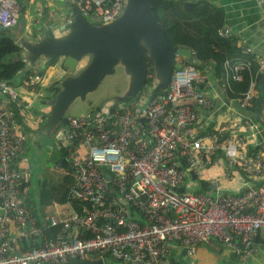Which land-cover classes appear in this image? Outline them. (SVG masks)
<instances>
[{"label":"built area","instance_id":"1","mask_svg":"<svg viewBox=\"0 0 264 264\" xmlns=\"http://www.w3.org/2000/svg\"><path fill=\"white\" fill-rule=\"evenodd\" d=\"M67 1L93 24L113 21L126 2ZM254 1L264 7V0ZM17 12L15 0H0V27L14 28ZM239 41L240 57L223 62L222 91L250 68L246 56L254 51ZM174 58L178 66L165 94L151 98L142 88L134 101L119 103L111 112L104 107L69 118L66 128L53 133L65 149L66 167L53 162L51 169L72 177L68 200L81 209L67 218L50 216L49 225L60 230L40 244L41 230L26 203L31 171L26 159L15 163L27 136L13 104L29 123L33 103L45 98V81L35 73L19 78L20 89L31 97L0 78V264H69L105 254L120 264H163L173 245L189 256L205 245L216 252L228 247L241 262L252 257L255 237L264 229V118L255 122L235 113L238 121L223 120L216 130L199 131L196 106L214 108L204 91L209 80L194 67L193 57L188 64L181 55ZM256 61L264 72V55ZM253 89L250 82L237 98L240 107L249 104ZM220 153L221 183L214 176L209 192L195 190L201 171ZM239 174L244 178L238 180Z\"/></svg>","mask_w":264,"mask_h":264},{"label":"water","instance_id":"2","mask_svg":"<svg viewBox=\"0 0 264 264\" xmlns=\"http://www.w3.org/2000/svg\"><path fill=\"white\" fill-rule=\"evenodd\" d=\"M65 3L71 8L72 20L59 25L58 34L45 22L43 36L39 39L31 40L26 36L19 38V45L23 49L21 58L25 62L24 70L37 64L41 68L47 67L60 58L66 70V74L54 85L58 88L57 93L47 102L50 106L49 114L35 132V140L49 145L53 142L52 135L56 129L68 121L65 111L69 103L77 97L84 99L87 93L98 87L105 76L115 71L117 65L124 67L129 81L124 93L115 96L110 112L119 103L134 101L146 84L148 65L144 59V51L153 69L152 82L156 81L151 98L166 93L172 69L178 66L174 54L185 57L188 62L193 57L190 49L175 47L168 42L149 0H126L121 14L106 24L88 22L71 2ZM185 6L192 9L194 2L186 1ZM224 31L231 34L225 27ZM83 57L88 58L87 63L75 72L77 63ZM37 74L41 75V70ZM59 163L65 166V158H61ZM191 175L192 178L195 177L192 173ZM182 189L183 187L179 188ZM69 264L104 262L99 257L73 259Z\"/></svg>","mask_w":264,"mask_h":264},{"label":"trees","instance_id":"3","mask_svg":"<svg viewBox=\"0 0 264 264\" xmlns=\"http://www.w3.org/2000/svg\"><path fill=\"white\" fill-rule=\"evenodd\" d=\"M15 1L20 5V1L22 0ZM149 1L156 19L163 27V32L168 42L175 47L190 49L193 53L194 67L203 74L205 78L218 85L223 73V62L226 59H236L240 57L237 45L239 41L238 37L234 34L223 32L225 26V12L223 9L205 0L196 1L192 9L186 8V0ZM12 29L13 28L0 27V78L11 83L15 81L17 75L37 74L39 69L37 66L34 70L33 67L29 70H24L25 62L21 58L23 49L15 37H13ZM246 57L251 62L249 70L246 71L244 69L242 71L243 77L241 81L231 83V91L225 93V99L223 101L221 100V102H235V109L238 115L259 122L261 117L264 118V72L258 71V63L253 54L247 55ZM144 59L148 65V71L146 84L143 89H148L149 84H151L153 80V69L145 51ZM184 62L187 64L189 63L187 60ZM53 64H55V62L50 63L47 67L41 68L42 77L46 76L45 71ZM61 68L64 69L62 64ZM251 77L255 80L252 98L247 106L240 107L237 98L248 90ZM59 80L58 78L53 83L42 87L44 91L46 87L50 90L48 94L49 98L54 97L57 93L58 88L54 87V85ZM39 88L40 87L37 86V89ZM42 101L44 100L42 99ZM13 109L15 111L16 122L25 132L26 127L24 124H26V122L23 121L24 116L21 108L14 103ZM42 117L43 121L45 117L44 115H42ZM236 120L238 121V118H236ZM248 142L251 143V140ZM60 148L61 156L65 157V149L61 146ZM257 148L258 147L251 149L255 150ZM219 156L220 154H217L214 157L216 158ZM48 171L49 173H46L45 177L43 174V179L39 184L38 195L35 199L37 204L35 207L37 209H39L38 207L47 206L52 203V201L58 203L68 202V191L71 186L72 177L68 174L59 173L54 169H49ZM195 190L207 193L211 188L207 181L201 180ZM70 203H72L76 210L78 209L79 211L81 209V204L76 202ZM32 214L37 218L36 210L33 211ZM58 228V225L50 226L44 231V234L47 237H52L57 232ZM257 238L258 234L255 237V241ZM255 241L253 245H255ZM173 252L170 253L168 259L163 261V264H178L173 258ZM103 259L105 260V264H112V258L108 254L104 255Z\"/></svg>","mask_w":264,"mask_h":264},{"label":"crops","instance_id":"4","mask_svg":"<svg viewBox=\"0 0 264 264\" xmlns=\"http://www.w3.org/2000/svg\"><path fill=\"white\" fill-rule=\"evenodd\" d=\"M66 1L67 0H38V1L29 0V3L32 4L36 2V4L38 5V9H37L38 12L34 19V23L36 26L35 28L31 27V22H30L31 16L28 15L26 12V15H25L26 19L23 21V26L17 25L18 24L17 23L12 29L13 37H15L18 43H19V38L23 36H26L31 40H34V39L37 40L39 39V37L43 36L42 35L43 24H45V22L46 24H49L50 26H52L53 32L55 34H58L59 29L57 27L59 25L65 24L71 13V8L65 3ZM186 1H191L195 3L198 0H186ZM205 1H208L214 4L215 6L223 9V11L225 12V26L224 27L227 30L231 31V34H234L236 37H238V39H243L246 46H249L252 48V50L254 51L255 59L258 56L264 55V7L258 6L254 0H205ZM49 3L52 4L50 8V12L52 8L53 10L51 12L50 18H47V16H45L46 7L44 6L48 5ZM60 4L65 6V8H62ZM42 6L44 8H42ZM54 11H57V12H54ZM237 45H239V51L241 52V49H240L242 46L241 41H238ZM37 66L39 67L38 71H40L41 67L38 64L33 67L36 68ZM48 70H46L45 72H47ZM78 70L79 69L75 70V72H77ZM50 73L51 72H49V74ZM50 76L51 75L46 74V76L44 77L45 86L47 85V82L50 79ZM242 76H243V73H242ZM20 77L21 76L17 75L15 81L12 84L19 90L20 94L32 97L31 93H25V91L20 89L19 83H18ZM210 82H213V81L209 80V82L206 84L207 85L206 88L210 90L209 92H207V94L210 96L212 100L214 99L213 101L214 108L206 109L200 106H196V109L199 113V120L197 122V128H199V131L216 130L221 127V122L223 120H227V119L235 120L237 118V116L235 115V113L237 114V110L235 109L236 108L235 102L221 103V100L223 101L225 99V93L230 92L231 88H227L225 91H222L220 89L219 83L217 85L215 82H213L212 84ZM232 82L233 81L230 82V85ZM250 82H253L255 84L254 78L251 77ZM49 99L50 98L46 94V97L43 99L44 101L42 100L40 101L41 103L46 102V105H48L46 108H44L46 111L47 110L50 111V106L47 103ZM36 103L38 102H35V106H36ZM48 114L43 113L45 119L48 116ZM32 138L34 140L35 135ZM52 140H53V143H51L50 145L49 144L46 145V151L50 153H52L51 150L53 149L51 148L53 147V145L57 144L53 135H52ZM38 144H39V147H36V148H40V146L42 147L41 142L38 141ZM29 149L30 148L28 147V138H27L25 151L23 154H21L18 157V159L15 162L17 165H22L21 164L22 161L26 159V164L28 167V161H30L29 156H28ZM61 158L63 157L60 154L59 159ZM32 160L34 161L36 165L38 164V159L37 160L32 159ZM212 160H216V161L212 162L211 164H208L206 168L209 169V171H211L212 173L211 178L215 176L219 179L218 183H221V174H220L221 173V157L219 156ZM53 162L55 161H52L51 163ZM42 174L43 173H42L41 167L35 170L34 172L31 171V181L29 185V197L26 202L28 205L32 207L34 211L35 210L37 211V218L35 217L36 225L41 230V234L39 236V240L37 241V244H40L44 240H47V239H55L56 235L58 234L60 230V227H59L57 232L52 237H47L44 234V231L48 227H50L49 225L50 216L61 219V218H67L75 212H80L78 211V209L76 210L74 208V206L72 205V203H70L69 200L68 202H65V203H58V202L52 201V203L48 204L47 206L38 207L39 209H37L35 207V205H37L35 202L36 201L35 194L39 188V184H40L39 181L43 179ZM236 177L238 178V180H240L241 178H244L242 174H239ZM208 181L209 180H207V182ZM135 217L138 219H141L140 215L138 214H135ZM10 228L14 232L17 231L14 225H11ZM257 234H258V238L255 241L254 254L252 255L251 258L245 261V263L264 264V229L260 230ZM223 248L224 246L222 247V250L220 252H216L205 245H201L196 250L195 262H189V263L187 262L188 257H187L186 251L184 252L182 248L177 247L176 245H173L171 252L174 251L172 253L174 257L173 256L172 257L174 258V260L177 261L178 264H237L238 258L236 257V255H233L231 251H228V249H225V248L223 249ZM112 260H111L112 264H117L115 259L112 258ZM103 262L105 264L104 259H103Z\"/></svg>","mask_w":264,"mask_h":264},{"label":"rangeland","instance_id":"5","mask_svg":"<svg viewBox=\"0 0 264 264\" xmlns=\"http://www.w3.org/2000/svg\"><path fill=\"white\" fill-rule=\"evenodd\" d=\"M36 1H38V0H36ZM17 5H18V12H17V23L18 24L17 25L23 26V21L26 19L25 15L27 12V14L31 16L30 17L31 27L35 28L36 25L34 23V19H35V16L37 15V12H38V10H37L38 5L36 4V2L31 4V3H29V1H23L22 0V1H20V5L19 4H17ZM51 6H52L51 3L44 6V7H46L45 14H46L47 18H50V16H51V12L53 10V8H52L51 12H50ZM44 7L42 6V8H44ZM61 7L65 8V6H63V5H61ZM54 12H57V11H54ZM59 32L60 31H58V33ZM61 60H62V58L58 59L55 62V64H53L52 66H49L47 68V70H48L51 67H53L46 72V74L51 75L50 79L47 82V85L56 81L58 78L61 79L66 74V70L61 68V64H62ZM87 61H88V58L83 57L77 63L75 70L81 69L87 63ZM34 69H35V67H33V70ZM49 72H51V73L49 74ZM44 80H45V78H44ZM128 81H129V78L127 76V73L124 70V67L122 65H117L115 67V71L112 74L105 76L103 78V80L101 81V83L98 85V87L94 91L87 93L84 99L77 97L74 100H72L69 103V105L65 111V117L67 119L73 118V117H79V116L87 114L89 112H93L96 109H100V108H104V107H110L114 102L115 96L122 95L124 93V91L127 89ZM155 83H156V81L149 84L148 93H150V94L152 93V89L155 86ZM210 83L212 84L213 82H210ZM206 86H205L204 90L206 92H209L210 90H208L206 88ZM45 91H46V93H45ZM45 91H44V93H45V97H46V94L48 96V94L50 93V90L46 87ZM47 106L48 105H46V102H43V103L38 102V103H36V106L34 103L32 111L30 112L29 123L27 122L26 124H24L26 127L25 132H26V135L28 138V147L30 148L28 151V156H29V160H30V161H28V167L32 172H34L35 170H37L41 167V170H42V173L44 174V177H45L46 173H49V171H48L49 168L51 169V167H52L51 162L52 161L57 162L56 160L59 159V156L61 153V148L57 144H54L53 147L51 148V149H53V150H51L52 153L46 151V145L47 144H44V143L41 144L42 147L40 146V148H36V147H39L38 141L35 139L33 140V138H32V137H34L35 132L41 126L42 122L45 120L44 119L42 121L43 113L48 114V112H49V110L46 111L44 109ZM23 121H25V117H23ZM67 126L68 125L66 123L64 125L59 126L58 128L64 129ZM220 157H221V153H220ZM32 159H36V160L38 159V164L36 165ZM59 161H60V159L58 160V162ZM219 167H220V165H219ZM205 169H206V171H205ZM205 169L201 171L200 178H197L195 180L196 185L193 187L194 189H196L198 187L199 181L210 180L212 173H211V171H209V169H207V168H205ZM51 170H53V169H51ZM222 172H223V169L221 167V173ZM189 179H190V177H187V180H189ZM37 195H38V191H36L35 196L37 197ZM224 248L228 249V251L232 252V250L230 248H228V247H224ZM195 256L196 255H194V256L187 255V257H188L187 262L188 263L189 262H195V258H196ZM106 260H107V258H106ZM237 264H249V263L238 261Z\"/></svg>","mask_w":264,"mask_h":264},{"label":"clouds","instance_id":"6","mask_svg":"<svg viewBox=\"0 0 264 264\" xmlns=\"http://www.w3.org/2000/svg\"><path fill=\"white\" fill-rule=\"evenodd\" d=\"M54 14H56V13H54ZM70 16H72V14L70 13ZM67 23V22H66ZM52 27V26H51ZM41 74H42V72H41ZM202 88V87H201ZM106 255V254H105ZM235 255V254H234ZM104 256V255H103ZM103 256L102 257H100V258H103ZM110 256V255H109ZM97 258H99V257H97ZM113 258V257H112ZM88 259H90V258H88ZM94 259H96V258H94ZM114 259V258H113ZM168 259V258H167ZM116 262L118 263V264H120L117 260H116Z\"/></svg>","mask_w":264,"mask_h":264},{"label":"bare ground","instance_id":"7","mask_svg":"<svg viewBox=\"0 0 264 264\" xmlns=\"http://www.w3.org/2000/svg\"><path fill=\"white\" fill-rule=\"evenodd\" d=\"M85 59V58H84Z\"/></svg>","mask_w":264,"mask_h":264}]
</instances>
